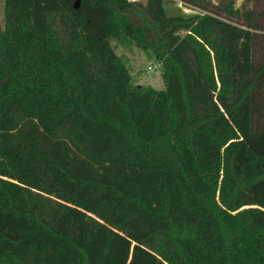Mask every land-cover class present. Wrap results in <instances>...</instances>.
<instances>
[{"label":"trees","instance_id":"obj_1","mask_svg":"<svg viewBox=\"0 0 264 264\" xmlns=\"http://www.w3.org/2000/svg\"><path fill=\"white\" fill-rule=\"evenodd\" d=\"M76 1L5 0L0 264H264V0Z\"/></svg>","mask_w":264,"mask_h":264},{"label":"rangeland","instance_id":"obj_2","mask_svg":"<svg viewBox=\"0 0 264 264\" xmlns=\"http://www.w3.org/2000/svg\"><path fill=\"white\" fill-rule=\"evenodd\" d=\"M141 2H146L147 0H140ZM241 2V1H240ZM239 2V3H240ZM164 6L167 9L168 13H178L182 9L185 11H195L192 7L186 5L183 1L180 0H164ZM5 26V0H0V27ZM117 52L121 55H124L129 60V68L134 75L135 79L147 85H152L157 89H163L166 86L164 76L162 73V67L160 62L149 55L145 50L138 46H133L131 48H123L122 46H117ZM149 66H153L154 69L151 70ZM14 144H19L16 141L14 131L9 133ZM54 194L65 198L67 196L68 187L60 184H52V190Z\"/></svg>","mask_w":264,"mask_h":264},{"label":"water","instance_id":"obj_3","mask_svg":"<svg viewBox=\"0 0 264 264\" xmlns=\"http://www.w3.org/2000/svg\"><path fill=\"white\" fill-rule=\"evenodd\" d=\"M75 6H76V7H79V6H80V0H77V1H76Z\"/></svg>","mask_w":264,"mask_h":264},{"label":"built area","instance_id":"obj_4","mask_svg":"<svg viewBox=\"0 0 264 264\" xmlns=\"http://www.w3.org/2000/svg\"><path fill=\"white\" fill-rule=\"evenodd\" d=\"M149 67H150V69H151V70H153V69H154V67H153V66H149Z\"/></svg>","mask_w":264,"mask_h":264}]
</instances>
